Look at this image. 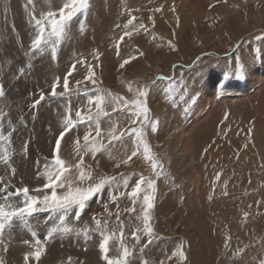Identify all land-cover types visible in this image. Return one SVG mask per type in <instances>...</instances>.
Wrapping results in <instances>:
<instances>
[{
    "label": "rangeland",
    "instance_id": "1",
    "mask_svg": "<svg viewBox=\"0 0 264 264\" xmlns=\"http://www.w3.org/2000/svg\"><path fill=\"white\" fill-rule=\"evenodd\" d=\"M64 3L0 0V86L5 92L0 113L7 114L0 119L4 137L0 156L10 154L15 169L13 174L0 162V204L5 203L6 191L17 188L28 187L36 196L51 193L44 188V171L46 164H52L55 141L71 119L75 127L66 132L57 155L69 163L78 161L75 141L82 145L86 132L95 137L96 125L87 119L77 122L76 113L86 117L91 109L95 114V104L89 101H95L98 88L123 97L130 106L137 100L136 89L143 88L147 96L140 99L149 120L144 121L137 156L116 168L115 163L135 149L137 138L128 132L108 144L107 132L113 126L118 132L139 127L141 120L131 122V108L113 112L111 104L102 105L109 116L100 118L101 136L96 139L107 143L109 152H97L95 159L85 155L82 167L91 166L94 178L115 176L116 182L91 197L83 209L73 208L63 217L59 212L37 211L28 218L44 248L40 259L30 258L28 264H106L98 247L99 233L90 231L87 239L82 232L77 235L95 227L94 216L106 221V233L116 234L109 244L112 258L120 254L123 230L124 244L133 250L132 264H264V0H89L87 11L68 22L67 35L55 45V59L51 43L42 44V52H33V17L39 19L52 10L59 19ZM132 17L134 24L144 23L148 30L133 32L120 42L123 29L116 25ZM97 52L99 60L93 58ZM132 55L137 59L121 69L123 59ZM78 59L86 63H77ZM86 65L93 66L97 84L85 80ZM69 71L70 90L51 96L54 78L60 77L62 85ZM162 76L166 79H158ZM78 80L84 82L77 85ZM41 94L45 98L36 103ZM144 145L162 165L158 175L143 154ZM74 173L70 169L61 179ZM140 177L153 180L154 188L142 185L133 205L126 193ZM146 189L154 195L153 234L140 232L139 240H134L133 230L142 226L137 217L142 218ZM63 191L57 188L58 194ZM20 201L19 196L8 200ZM133 207L135 211H125ZM61 219L74 231L48 239V229ZM3 241V264H25L24 255L34 250L35 240L22 224L6 228ZM180 245L185 258L171 257Z\"/></svg>",
    "mask_w": 264,
    "mask_h": 264
},
{
    "label": "snow or ice",
    "instance_id": "2",
    "mask_svg": "<svg viewBox=\"0 0 264 264\" xmlns=\"http://www.w3.org/2000/svg\"><path fill=\"white\" fill-rule=\"evenodd\" d=\"M32 0H29V3H31ZM89 7V0H65V3L60 7L59 9V19L56 18L57 13L55 11L49 10L46 12V14H41V17L39 19H33L35 20V27H36V35L34 36L32 43H31V50L33 52L35 51H43L41 48L42 44H52V58H56V43H58L62 38H64L67 35L66 28L68 27V22L72 20V18L77 13L86 12ZM67 10V11H66ZM161 9L156 8L155 11L159 12ZM130 15V13H129ZM152 18L149 17V20ZM135 20V17H132L127 20V23L124 25L117 24V28L123 29V34L120 35L119 41L123 42L125 37L131 38L133 35V32H138L139 30L143 29L144 31H147V26L144 23L134 24L133 21ZM154 23V22H153ZM131 26V28L129 27ZM50 28L51 30L47 32V36L45 35L46 29ZM55 37V40H52V38ZM170 47L173 51H175V46L171 45V42H169ZM117 48V55H119V43L116 45ZM140 56H143L144 53L140 52ZM93 58L95 60L100 59V54L93 53ZM137 59L135 55H132L128 58L123 59V62L119 65L121 69L125 67V65L129 64L130 61ZM77 63L85 64V60H77ZM88 68L87 76L85 77L86 81L91 82L92 84H97V79L94 78V72L92 71L93 66L92 65H86ZM76 65H72V71L75 70ZM72 71H69L67 75L63 78V82L61 85V78L56 77L54 78L53 82L51 83V93L50 95L53 97H56L57 95H64L67 93L69 89V80L68 76L72 75ZM243 68L241 66L240 70L237 72V78H240L242 75ZM21 74H23V70H21ZM158 79L164 80L166 77H159ZM84 81L78 80L76 81V84L79 85L83 83ZM155 83V81H153ZM62 87V91L60 93L57 92V88ZM132 86L129 84V91H132ZM97 96L95 101H89V103H94L96 107L95 114L92 113L91 109H88V115L81 116V113L78 111L76 113V116L79 118L77 122H81L85 119H87L90 122L95 123V137H92L91 132H86V134L83 136L84 143L81 145L80 140L77 139L75 141L76 147L74 148V154L76 157H78V161L74 163L66 162L65 160L61 159L57 153L60 151L61 147V140L64 138L67 131H71L75 125L73 124L71 119H67L65 123V131L60 133V136L55 141V148L53 150V157H52V164L45 165V171L44 175L47 177V182L44 184V188L51 189V193L45 192L42 196H36L30 194V189L28 187H22L17 188L15 192L6 191V195L2 196V199L5 201L4 204H0V244H3V236L5 229H10L14 223L22 224L24 225L28 231L31 232L32 237L35 240V243L33 245L34 250L29 251L24 255V261L25 264H28V261L30 258H34L36 260L40 259V256L42 252L44 251V248L41 244V241L39 239H35L37 236V233L35 230L31 228V226L28 223V218L32 217L34 213L37 211H53V212H59L61 214V217L66 215L69 210L73 208L83 209L85 206V203L94 195L97 193H100L102 190H104L106 185L112 184L116 182L115 176H106L101 175L98 177H93L91 166L82 167L84 164V156L91 154L92 158H96V153L100 151L109 152V149L107 146L103 143L102 140H97L96 137L101 136V129L99 127V121L101 117H107L109 116V113L107 110H105L102 105L104 104H111L112 108L111 110L113 112L116 111H123L124 108H131L130 111V117L131 122L133 124L136 123L137 119L141 120V123L139 127L131 128L130 130H122L117 131V128L115 126L111 127L110 130L106 134V138L108 141V144H112L113 141H120L121 137L125 136L126 133L130 132L131 134L135 135L136 139V147L134 150L131 151L130 155H126L125 158L119 159L115 163L116 168H120L121 165H128L129 161L132 160L133 157L137 156L138 151L140 150V146L143 143V136H144V121H148V108L144 101L140 98L146 97L147 92L143 90V88L136 89L137 93V100L134 102L133 105H129L127 101L123 100V97H117L113 95L112 93L108 92L106 93V90L104 89H97ZM106 93V95L102 94ZM5 96V92L3 90V86H0V98H3ZM44 95L41 94L39 99L36 101V103H39L44 99ZM122 102V103H121ZM35 106V105H34ZM6 113H0V119H2L4 116H6ZM151 129L152 131L156 130V123H151ZM90 137L92 139L90 140ZM4 137L0 136V139H3ZM143 154L145 158L149 161L151 165V169L155 174H159L156 172L158 167H162V165L159 164L158 160L154 159L150 155V150L147 145H144L143 147ZM110 155V153H109ZM111 158V155H110ZM10 161V154L7 152L0 156V162L7 165L9 168H11V165L9 163ZM70 169H75V173L72 178L65 177L63 180L61 179V176L64 175L65 172H68ZM11 172L14 174L15 169L11 168ZM123 176V174H121ZM219 179V176L216 177ZM57 181H60L58 184ZM147 184V189H153L154 188V182L151 179H146L144 177H140L138 182L135 183V186L131 189L130 192L126 193L127 196H129L132 199L133 205H135L136 200L140 197V194L142 192V185ZM128 186V180L124 179L123 181V188H127ZM57 188L64 189V191L60 194L57 193ZM144 190V194L142 196V218L137 217L138 219H141L142 226L138 225L132 232V236L134 240H139V235L137 233L143 232L148 234L149 236L153 234V227L151 225V214L150 210L154 207L153 201H154V195H152L150 192ZM31 191L35 192H41V189H33ZM119 191V189H118ZM121 194H125L121 192ZM226 194V193H225ZM19 196L21 197V201L19 204H13L9 203V197ZM212 197L209 196V199ZM113 201L115 202L117 200V196L113 195L112 197ZM125 211L133 212L135 211V208H126ZM105 212L108 213V215H111L112 213L109 211L108 207L105 206ZM119 211L116 213L117 216H119ZM247 216V213H245V217ZM93 222L95 227L93 229L84 228L79 231H77V235H80L81 232L84 234L85 238L87 239L89 237L90 231H95L99 233L100 235V241H99V251L101 253V258L106 262V264H132L131 258L133 256V250L130 249L128 246H126L123 242L124 232L123 230L119 231V240H120V254L116 258H112L109 256L110 251V240H112L113 236H115V233H106L104 230V225L106 223L105 220H102L100 217H93ZM74 231L73 228L67 226L64 224L63 220L61 219V223L57 225L51 226L47 231V238L53 239L57 236H63L67 235L69 233H72ZM25 244L29 243V241L25 240ZM227 246V245H226ZM5 251H7V248L5 247ZM171 257H179L180 259H184L185 255L182 250V245L177 246L176 249L172 252ZM169 257V259H171ZM0 264H3V261L0 260ZM141 264H148L147 261H142ZM163 264V262H161Z\"/></svg>",
    "mask_w": 264,
    "mask_h": 264
},
{
    "label": "bare ground",
    "instance_id": "3",
    "mask_svg": "<svg viewBox=\"0 0 264 264\" xmlns=\"http://www.w3.org/2000/svg\"><path fill=\"white\" fill-rule=\"evenodd\" d=\"M227 8H228V7H227ZM43 71H44V70H43ZM131 72H132V71H131ZM134 74H135V73H134ZM122 78H123V77H122ZM122 78H121V79H122ZM33 79H34V78H33ZM123 79H124V78H123ZM228 85H229V84H228ZM249 86H250V85H249ZM229 87H230V86H229ZM127 88H128V87H127ZM237 93H238V92H237ZM210 95H211V94H210ZM207 99H208V98H207ZM251 100H252V99H251ZM209 101H210V100H209ZM207 103H208V102H207ZM212 104H213V103H212ZM215 115H216V114H215ZM181 133H182V132H181ZM189 142H190V141H189ZM187 148H188V147H187ZM187 148H186V149H187ZM186 151H187V150H186ZM187 152H188V151H187ZM189 152H190V151H189ZM221 192H222V191H221Z\"/></svg>",
    "mask_w": 264,
    "mask_h": 264
},
{
    "label": "crops",
    "instance_id": "4",
    "mask_svg": "<svg viewBox=\"0 0 264 264\" xmlns=\"http://www.w3.org/2000/svg\"><path fill=\"white\" fill-rule=\"evenodd\" d=\"M77 126V125H76ZM130 128H132V127H130ZM76 140V139H75ZM106 145H107V143H106ZM71 149V148H70Z\"/></svg>",
    "mask_w": 264,
    "mask_h": 264
}]
</instances>
